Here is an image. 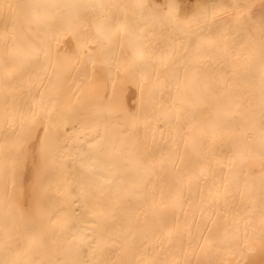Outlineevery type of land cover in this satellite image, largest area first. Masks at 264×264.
<instances>
[{
	"label": "bare ground",
	"instance_id": "6f19581e",
	"mask_svg": "<svg viewBox=\"0 0 264 264\" xmlns=\"http://www.w3.org/2000/svg\"><path fill=\"white\" fill-rule=\"evenodd\" d=\"M136 2L0 0V198L24 138L23 156L15 166L17 197L31 201L43 196L51 201L53 219L60 221H45L49 236L37 239L44 261L210 264L227 256L225 241L234 233L242 240L248 230L256 249L250 259L264 264L259 162L245 177L237 168L231 173L217 168L213 159L227 164L249 101L258 116V88L252 96L244 94L234 118L224 115L235 103L233 86L242 85L256 63L243 55L231 61L218 57L214 63L211 57L218 54L209 45V34L188 35L203 21L175 29L142 21L133 32ZM205 2L210 0H180L181 16ZM233 2L249 0H225ZM31 3L107 7L82 10L69 33L62 30L59 17L45 27L25 7ZM254 3L252 15L259 20L264 6L260 0ZM121 4L128 7L121 11L116 7ZM73 11L64 8L60 14L67 17ZM124 14L129 25L121 34L116 22ZM109 33H114L111 43L104 39ZM212 36L218 39L215 25ZM101 47L108 53H100ZM33 121L38 127L29 140L26 133ZM43 126L49 138L42 154L37 136L43 137ZM64 212L71 219L67 229L60 226ZM228 259L234 264L236 258Z\"/></svg>",
	"mask_w": 264,
	"mask_h": 264
},
{
	"label": "snow or ice",
	"instance_id": "6c2138e0",
	"mask_svg": "<svg viewBox=\"0 0 264 264\" xmlns=\"http://www.w3.org/2000/svg\"><path fill=\"white\" fill-rule=\"evenodd\" d=\"M260 3L264 6V0H260ZM16 7L20 6L17 5ZM25 7L31 9L33 15L43 21L45 27H50L51 23L59 17L62 30L71 33V25L74 21L80 19L82 10H103L107 6L104 4L31 3L25 5ZM116 7L123 11L128 6L121 4L116 5ZM254 7V0H249V2L243 4L233 2L231 5L226 4L225 0H210V2L198 3L190 15L182 17L180 0H164L163 5H158L153 0H137L132 5L134 11L130 23L133 32H135L138 24L142 21H153L161 28L165 25H171L174 29L181 24L189 25L193 21H203V25L199 26L197 31L190 32L188 35L191 39L192 36H200L205 32L209 34V45L218 54L211 57L214 63L218 62V57H226L231 61L234 55H243L246 60L255 61L256 70L246 78L242 85L233 86L236 93L235 103L232 110L225 112L224 115L229 120L234 118L243 107L244 94L247 93L248 96H252L254 94L253 89L258 88V116L254 103L249 101L240 125V139L231 142L232 151L227 164H221L215 156H213V159L217 160V168L226 167L229 173L232 172L233 168H237V172H243L245 177L251 175L250 166L258 161L261 203L264 207V15H261L259 20L254 19L252 15ZM7 8L12 9L13 6L7 5ZM64 8L74 9L75 11L65 17L60 14V10ZM65 23L69 25L66 29L63 28ZM116 23V31L121 34L125 33L129 25L127 14H124L123 20H117ZM213 25H215V36L218 39L212 36ZM82 26L86 28L87 22L85 21ZM5 27L7 28L8 25L6 24ZM138 30L142 34L145 28L141 27ZM112 35L114 33L105 34L104 39L111 43ZM55 38L58 39V37ZM140 38V36H136V39ZM189 42L184 45L185 52L188 51ZM3 43L7 45V36H5ZM39 51L40 49H33L36 54ZM99 51L102 54L108 53V50L104 47H101ZM196 51H201L199 41L196 43ZM45 55H47L46 51ZM91 62L94 63V61ZM148 67L150 66L145 65V68ZM9 79L11 80L12 77L9 76ZM37 127L36 121H33L26 133L29 140L32 133L37 131ZM40 130L43 131L44 135L43 137L37 136V139L40 141V151L43 154L49 138V129L47 126H43ZM25 143V139L21 138L19 141L20 150L16 153V159L12 161L13 175L4 181L3 197L0 198V252H2L0 264H52L51 261L46 262L41 259L39 249L43 245L37 243L38 238L42 241L49 236V233L43 227L45 221L49 225L60 223V221L53 219L51 201H46L41 195L34 196L31 201H25L19 199L16 193L15 166L22 159ZM254 143L258 145L257 151L253 149ZM89 171H92L90 166ZM223 180L226 187L229 182L228 174L223 175ZM243 183L246 187H250L247 179ZM80 188L82 191V185H80ZM243 195L244 193L240 192L241 198H243ZM78 198L79 196L72 197L71 202L75 203ZM163 207L165 206L162 205ZM63 215L64 220L60 226L67 229L70 227L71 219L66 212ZM262 224H264V220H262ZM235 232L238 233L239 229L237 228ZM224 243L227 244V256L220 258L218 261H210V264H233L228 259L231 256L236 258L234 264H255L250 257L256 249L249 240L248 230H245L242 240H238L234 233L232 240Z\"/></svg>",
	"mask_w": 264,
	"mask_h": 264
}]
</instances>
